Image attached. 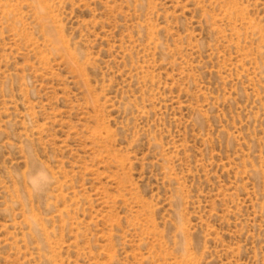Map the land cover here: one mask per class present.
Returning a JSON list of instances; mask_svg holds the SVG:
<instances>
[{
  "label": "rangeland",
  "instance_id": "rangeland-1",
  "mask_svg": "<svg viewBox=\"0 0 264 264\" xmlns=\"http://www.w3.org/2000/svg\"><path fill=\"white\" fill-rule=\"evenodd\" d=\"M0 264H264V0H0Z\"/></svg>",
  "mask_w": 264,
  "mask_h": 264
}]
</instances>
